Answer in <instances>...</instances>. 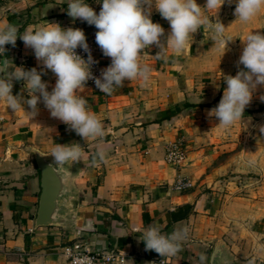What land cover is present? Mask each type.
I'll return each mask as SVG.
<instances>
[{
	"label": "crops",
	"instance_id": "1",
	"mask_svg": "<svg viewBox=\"0 0 264 264\" xmlns=\"http://www.w3.org/2000/svg\"><path fill=\"white\" fill-rule=\"evenodd\" d=\"M86 3L99 13L100 2ZM196 3L203 7L205 0ZM150 18L163 27L165 36L170 32L169 22L154 6ZM47 23L83 30L103 69L110 65V57L103 55L95 41L97 29L69 17L67 0H0V25H15L22 34ZM203 29L193 34L182 54L168 50L166 58L158 60V47L145 49L141 62L151 67L146 86L126 80L111 95L87 87L78 93L101 120L102 138L85 141L51 117L42 100L35 115L26 104L13 111L0 100V264H65L60 246L72 240L89 249L125 250L127 264H157L156 258L168 264H208L219 242L225 264H264V213L254 209L259 201L244 206L235 201L239 197L218 192L223 182L217 174L226 166L224 161L214 162L235 146L233 139L244 135L238 126L248 116L244 111L234 123L237 126L225 129L208 115L227 87L224 59L228 52L222 55L223 47L216 49L212 34ZM5 49L0 65L7 60L13 67L35 68L52 91L57 77L19 35L15 46L6 44ZM12 83V94L27 99L24 81L13 79ZM261 96L255 92L246 107L263 104ZM167 108L173 112L169 118L163 117ZM256 117L254 125L263 124L262 117ZM55 144H78L84 153L81 161L61 165L69 172L71 218L62 225L35 226L40 173L33 151L47 155ZM169 144L183 150L184 159L177 166L164 160ZM101 151L103 160L97 156ZM184 180L189 185L176 188ZM184 204L190 206L185 217L171 220L168 212ZM150 225L158 226L163 235L187 229L180 251L160 256L145 250L140 239Z\"/></svg>",
	"mask_w": 264,
	"mask_h": 264
},
{
	"label": "clouds",
	"instance_id": "2",
	"mask_svg": "<svg viewBox=\"0 0 264 264\" xmlns=\"http://www.w3.org/2000/svg\"><path fill=\"white\" fill-rule=\"evenodd\" d=\"M101 3L99 13L86 3V0H67V14L73 20L80 19L97 29L95 41L102 53L110 57L111 63L101 71L100 77H94L91 65L95 63L86 42L83 30L79 28H61L59 24L31 27L22 34L12 24L0 25V55H4L6 44L15 46L17 36L25 47L34 50L36 59L44 68L51 70L57 77L52 91L41 79V73L35 68L25 70L16 67L7 60L0 65V100L7 108L15 111L27 105L31 114L38 111L37 104L42 100L51 117L59 119L74 130L85 141L102 138L105 135L101 120L87 107V100L78 93L83 92L89 79L104 94L111 95L124 82L136 80L146 86L151 77V67L141 62L145 49L155 45L159 51L156 59H165V53L182 54L189 45L190 38L198 29L207 27L212 39L222 45V55L228 42L234 37L224 35L225 26L218 14L225 0H205L203 7L196 0H97ZM232 4L233 0H227ZM169 22L170 32L150 18L152 8ZM264 7V0H236L234 15L240 22L247 23ZM211 12L212 15H205ZM163 37V39H161ZM238 37V36H237ZM244 47L239 56L238 65L243 68L235 76L227 75V84L218 105L209 110L208 115L218 119L219 125L230 128L244 116L246 106L251 103L257 86L264 87V34L249 31L242 40ZM88 53L87 60L78 55L77 48ZM221 55V57H222ZM9 67L12 68L8 71ZM13 79L23 80L28 98L12 94ZM39 93V95H37ZM260 99L264 101V96ZM264 132V128L260 129ZM78 144H55L47 155H51L58 165L82 160L84 153ZM39 155L47 156L43 153ZM100 160L104 153L98 152ZM95 163V160L93 161ZM187 235V229L175 230L163 235L156 225L148 226L140 240L145 250H153L160 256L175 255Z\"/></svg>",
	"mask_w": 264,
	"mask_h": 264
},
{
	"label": "rangeland",
	"instance_id": "3",
	"mask_svg": "<svg viewBox=\"0 0 264 264\" xmlns=\"http://www.w3.org/2000/svg\"><path fill=\"white\" fill-rule=\"evenodd\" d=\"M235 7L236 0H233L232 4H228L225 0L218 14L211 17L214 21L218 19L225 25L224 35L226 37H234L227 44L228 58L224 59L227 63L225 76H235L237 71L243 68V65H238V60L244 47L242 42L244 36L249 31L264 34V7L247 23L236 19ZM205 15L211 16L212 13L207 12ZM204 28L203 31L210 32L207 27ZM221 47L222 45L215 41V48L220 50ZM255 92L264 96V87L257 86L253 96ZM244 111L248 117L241 121L238 126L239 131L243 132L244 135L233 139L235 146L229 152L218 155L214 162L224 161L226 166L225 170L217 174V179L223 182L220 183L223 184V190H218V192L225 193L227 191L239 197L235 201L244 206L259 201L254 209L264 213V132L260 130L264 128V122L259 126L254 125V121L259 119L256 116H260L264 120V103L246 107ZM233 126L235 127L237 124H233Z\"/></svg>",
	"mask_w": 264,
	"mask_h": 264
},
{
	"label": "water",
	"instance_id": "4",
	"mask_svg": "<svg viewBox=\"0 0 264 264\" xmlns=\"http://www.w3.org/2000/svg\"><path fill=\"white\" fill-rule=\"evenodd\" d=\"M35 165L40 173V193L34 217L35 226L62 225L71 218L70 191L67 185L69 172L54 162L53 157L41 156L33 151ZM223 244L216 243L209 255L208 264H225Z\"/></svg>",
	"mask_w": 264,
	"mask_h": 264
},
{
	"label": "built area",
	"instance_id": "5",
	"mask_svg": "<svg viewBox=\"0 0 264 264\" xmlns=\"http://www.w3.org/2000/svg\"><path fill=\"white\" fill-rule=\"evenodd\" d=\"M91 51V55L95 63L91 65V72L94 77H100L103 70V63L97 56V50L91 40H86ZM76 53L87 60L88 53L83 49H75ZM111 60V59H110ZM57 79V78H56ZM87 88L95 92H101L95 85L93 79H89L86 83ZM184 159L183 150L177 144H169L164 160L171 166H177ZM188 180L178 181L176 188L188 186ZM60 254L64 257L65 264H127L129 253L125 250H118L109 247H99L89 249L84 246L79 240H72L60 246ZM157 264H168L163 258H156L154 260Z\"/></svg>",
	"mask_w": 264,
	"mask_h": 264
},
{
	"label": "trees",
	"instance_id": "6",
	"mask_svg": "<svg viewBox=\"0 0 264 264\" xmlns=\"http://www.w3.org/2000/svg\"><path fill=\"white\" fill-rule=\"evenodd\" d=\"M165 111H167V113L163 117L169 118L171 117V115H173V112L170 111L168 108ZM189 209H190V206L188 204H184V205L177 207L174 211L168 212V215L171 220L181 219L185 217ZM140 216H141V219L144 221V213H141Z\"/></svg>",
	"mask_w": 264,
	"mask_h": 264
}]
</instances>
